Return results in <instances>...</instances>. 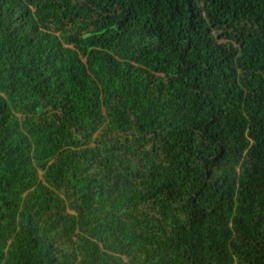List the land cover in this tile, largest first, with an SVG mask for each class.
Returning <instances> with one entry per match:
<instances>
[{
  "label": "trees",
  "instance_id": "trees-1",
  "mask_svg": "<svg viewBox=\"0 0 264 264\" xmlns=\"http://www.w3.org/2000/svg\"><path fill=\"white\" fill-rule=\"evenodd\" d=\"M9 2L0 264H264V0Z\"/></svg>",
  "mask_w": 264,
  "mask_h": 264
},
{
  "label": "clouds",
  "instance_id": "clouds-1",
  "mask_svg": "<svg viewBox=\"0 0 264 264\" xmlns=\"http://www.w3.org/2000/svg\"><path fill=\"white\" fill-rule=\"evenodd\" d=\"M20 0H10L9 4L6 5L8 7L9 11H13V13L17 12V8L19 5ZM105 17L102 16V18L97 17H91L88 16L86 19L82 22L83 28L86 31V36L91 37L92 35L96 37H102L103 34L107 33V30L105 28V22L107 21L104 19ZM70 24L63 27V25H58L61 28L57 29L52 24V28L56 31H59V34H61L62 29L68 27ZM104 26V27H103ZM63 27V28H62ZM70 43H63V46H68ZM85 61V59H83Z\"/></svg>",
  "mask_w": 264,
  "mask_h": 264
},
{
  "label": "bare ground",
  "instance_id": "bare-ground-1",
  "mask_svg": "<svg viewBox=\"0 0 264 264\" xmlns=\"http://www.w3.org/2000/svg\"><path fill=\"white\" fill-rule=\"evenodd\" d=\"M121 232V231H120Z\"/></svg>",
  "mask_w": 264,
  "mask_h": 264
}]
</instances>
